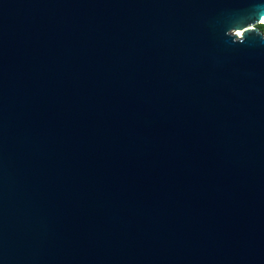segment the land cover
<instances>
[{
  "label": "water",
  "instance_id": "95a60500",
  "mask_svg": "<svg viewBox=\"0 0 264 264\" xmlns=\"http://www.w3.org/2000/svg\"><path fill=\"white\" fill-rule=\"evenodd\" d=\"M264 0H0V264H264Z\"/></svg>",
  "mask_w": 264,
  "mask_h": 264
},
{
  "label": "flooded vegetation",
  "instance_id": "af4514ba",
  "mask_svg": "<svg viewBox=\"0 0 264 264\" xmlns=\"http://www.w3.org/2000/svg\"><path fill=\"white\" fill-rule=\"evenodd\" d=\"M261 26H263V28H262ZM260 27H261L262 29H264V25H260Z\"/></svg>",
  "mask_w": 264,
  "mask_h": 264
},
{
  "label": "trees",
  "instance_id": "16d2710c",
  "mask_svg": "<svg viewBox=\"0 0 264 264\" xmlns=\"http://www.w3.org/2000/svg\"><path fill=\"white\" fill-rule=\"evenodd\" d=\"M263 28V26H261Z\"/></svg>",
  "mask_w": 264,
  "mask_h": 264
}]
</instances>
